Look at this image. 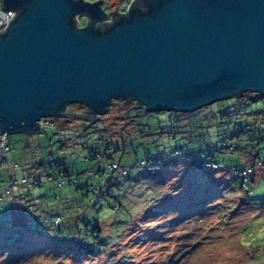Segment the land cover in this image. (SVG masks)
<instances>
[{"label":"rangeland","instance_id":"rangeland-1","mask_svg":"<svg viewBox=\"0 0 264 264\" xmlns=\"http://www.w3.org/2000/svg\"><path fill=\"white\" fill-rule=\"evenodd\" d=\"M119 1L104 0V8L112 11ZM80 20L83 25L88 23L87 18ZM118 102L99 116L102 122L97 126L88 120L60 117L45 125L43 131L9 134L10 149L5 152L7 165L0 166V182L6 184L10 177L19 181L26 178L27 182L16 185L15 189L32 190L35 200L27 203L28 212L24 214L14 211L17 210L14 207L10 211L7 200L0 202V264H102L101 255L88 256L84 250L79 251L74 240H64L66 224L55 223L59 215L63 216V202L56 195L66 199L71 190L78 196L72 201L65 200V204H72V209L66 208L64 215H80L75 222L81 231L80 242L97 253L108 250V264H264V140L254 167L256 187L247 195L239 190L241 178L233 176V172L218 167L210 176V166H192L193 162L187 158L193 157L196 163L219 161L227 167H243V162L252 164L247 152L240 160L242 150L237 148L228 153V146L246 144L244 150H253L255 130L264 128L261 116L264 100L240 104L237 96H233L191 112L162 111L158 115L139 112L134 102L127 107H119ZM84 109L78 103L69 106L75 113ZM140 122L151 127L157 141L133 139L134 147H128L126 156L120 159L129 168L128 174L116 175L120 186L116 184L110 195L105 194V202L101 204L100 195L89 189L105 188L106 179L113 175L109 164L114 159L103 157L99 144L108 135L113 141L123 136L129 142ZM161 126L172 131L174 137L159 136ZM237 126L247 127L249 133L235 136L234 132L239 131ZM158 149L171 151L161 155L165 163L159 167L156 160L141 164ZM120 151L114 153L118 158ZM168 155L176 159L164 158ZM179 156L188 159V169H183ZM41 160H46V168L36 166ZM58 160L79 176L82 186L67 183L61 188L57 180H49V164ZM99 169H104V174H97ZM38 177L42 183L35 185ZM187 178L192 183L200 181L204 191L210 190L204 192L203 208L191 209L181 218L177 215L182 210H177L167 216L159 215L151 222L132 221L144 205L151 204L153 207L149 209L159 212L163 211L161 208H169L162 206L163 203H182L192 190L188 188L191 184ZM153 193L158 197L156 201ZM173 216L171 220L169 217ZM166 218L171 220L168 225L159 224ZM98 222L103 225L104 233L98 238L86 234L92 223ZM126 225H129L127 230ZM160 231L161 234L150 236ZM61 241H65L63 249L58 246Z\"/></svg>","mask_w":264,"mask_h":264},{"label":"water","instance_id":"water-1","mask_svg":"<svg viewBox=\"0 0 264 264\" xmlns=\"http://www.w3.org/2000/svg\"><path fill=\"white\" fill-rule=\"evenodd\" d=\"M103 3L1 0L16 14L0 31V134H33L48 117L96 121L121 98L191 112L264 96V0H133L127 12ZM70 103L88 110L65 111Z\"/></svg>","mask_w":264,"mask_h":264},{"label":"trees","instance_id":"trees-1","mask_svg":"<svg viewBox=\"0 0 264 264\" xmlns=\"http://www.w3.org/2000/svg\"><path fill=\"white\" fill-rule=\"evenodd\" d=\"M82 18H85V17H82ZM80 22H81V20L80 21L77 20L76 21V25L77 26H83V22H81V23ZM237 98H238V102L240 104H245L248 101L264 100V96L259 95V94L249 93V92H246V93H244L241 96H237ZM124 100L126 102H128V103H131V102L132 103L133 102L136 103L138 105V107H135V108L139 109V112L150 113L149 111L146 110L145 106L141 102H139L138 100H136V99H133V100L124 99ZM114 102H115V100H112V103L110 105L111 107L113 106ZM70 104H72V103H70ZM70 104L67 105V108H66L65 111H70L69 110ZM78 104L82 105V106H85L84 104H80V103H78ZM87 110H88V107L85 106V109L82 112L85 113V112H87ZM160 112H162V111L155 112V114L158 115ZM261 116H262V119L264 120V111H261ZM68 117H70V116H68ZM58 118H60V117H58ZM58 118H55V120H57ZM75 118H78L80 122H84L85 120L86 121L88 120L89 123H92V126L98 124V122L99 123L102 122L99 119V116L97 117L96 121H92L90 119H85V118H82V117H75ZM53 123H54V121H53ZM102 124L104 126V123H102ZM139 124L141 125V128H138ZM135 128H136L137 133L135 135H131L129 137L130 138L129 142H127L126 137H123V136L119 140L113 141V138L110 137L107 134L108 135V139H105L103 141L102 145L99 144L100 148L103 150V151H101L102 152V156L114 159V161L111 164H109V169L113 172V175H112L111 179H106L105 188L101 189V188H99L97 186H91L90 189H89L94 194L100 195V199H98V200H99V202H101V204H104V202H105V194H109L110 195V193H111L112 189L114 188V186L116 184H119L118 179H115L117 177L116 175H118V174H128L129 168L126 167L125 164H122V161L120 159L122 157L126 156L125 153H126L128 147H131V145H132V147H134V140L133 139L137 138V137H140L142 139L141 142L143 140H144V142H148L150 140L149 142H153V143H154V141L155 142L157 141V138L154 135L155 133H153L151 131V127L149 125H147V124H145L143 122H140V123H138L136 125ZM238 128H239V131L236 130L234 132L235 136L243 137L244 135L249 133L248 132L249 130H248L247 127H238ZM43 129H44V127H43ZM43 129H41L39 131H43ZM140 129H142V130H140ZM255 131H256V134L254 136V143L252 144L253 145V150H251V151L244 150L243 148L246 146V144H241V145H239V147L238 146L235 147L234 145L228 146V153H232V152L236 151L237 148L242 150L241 156L239 157L240 160H242V157L244 156V153L247 152L248 155L252 157V162H251L252 164H250V165L249 164H245L243 162V167H241V166L227 167V166H225V164L223 162H219V161H207V160H204L202 163H200V162L196 163L195 159H193V157L189 156L187 158L191 160V161H189L190 163L193 162L192 166H196V165H203V166L208 165V166H210L211 170H212L210 176L212 175V173L214 171L218 170V167H216L215 165H222V168H224V170H226L228 172H233L234 173L233 176L235 175V176H239L241 178V183H240V186H239V190H241L243 192V194H246V195L250 194L249 192H251L252 189L256 187L254 167H255V163H257V158L259 156V153L262 151L259 146L262 143V141L264 140V128L263 129L262 128L261 129H256ZM158 134H159V136L167 137V138H173L174 137V133L172 131H169L166 128H163L162 126L160 127V130H159ZM51 143L52 142H50V144ZM9 149H10V145H9ZM118 151H120L119 153L121 154L119 158L117 157L116 154H114L115 152H118ZM157 151H158L157 153H150L149 154V159L147 161L143 160L141 164L142 165H147L150 161H155L156 160L158 162L157 166L159 167L160 165L165 163V160L163 159V157L161 155L165 154L167 152L170 153L171 151L165 150L163 152L161 149H158ZM93 152L94 153H98L96 151H93ZM50 154H52V153H50ZM90 156L93 157V153ZM96 156H97V154H96ZM113 156H116L117 158L115 159ZM167 157H168V159L169 158L170 159H176L175 157L169 156V155L165 156L164 158H167ZM179 158L181 159V162H182L181 165L183 166V169H185V168L188 169V167H190L188 165V159L185 156H183V157L179 156L177 159H179ZM46 160L37 161L35 164H37L36 166L41 167V169L42 168H46L47 167L46 166L47 165ZM5 165H7V163ZM5 165H2L1 167L5 166ZM49 169H50V171L48 173L49 180H57L59 187L62 188L67 183L71 184L72 186H79V185L82 186L79 176L74 174L73 172H71L66 167L65 163L62 162L61 160L55 161L54 163H50L49 164ZM244 171L247 172V178H248L247 186H244V180H243L244 176L242 175V172H244ZM97 172H98L97 174H100V175L104 174V169H99ZM24 179H25V181H23ZM187 180H188V184H191L190 186H188V188L192 187V190L190 191L188 196L187 195L184 196V198L182 199V203H175V205H172L171 203H165V204L163 203L162 206H169V208L168 209H162L161 208L160 210H163V211H159V212L150 210L149 208L153 207L151 204L144 205L142 208H139V210L136 213V215L132 217V219H133L132 221L134 222V221H136V219H138L139 221L137 220V223H139L140 221L144 222V223L145 222H151L155 217H157L159 215L167 216L170 212L173 213L174 211H177V210H180V211L182 210L179 213V215H177L178 218H181V217L185 216V214H187L189 212V210H191V209H194V208H197V207L203 208V206L205 204L204 192H210V190L208 189V190L204 191V186H202L200 184V181H199V183H192V182L189 181L190 179L187 178ZM25 182H27L26 178H23L21 181H19L17 179L15 180L13 177H10V179H8V182L6 184H1V182H0V202L6 201V200L9 201L10 202L9 203L10 204V207H9L10 211H12L13 210L12 208L14 207V208L17 209V210H14V211L21 212L22 214H24L26 211L28 212L27 203L30 200H32V201L35 200L32 190H25L23 188V192L22 193L18 194V193L15 192L16 185L17 186L18 185L19 186H23L22 184L25 183ZM41 183H42V179L40 177H38V178H36L34 180V184L35 185L36 184L40 185ZM181 185H184V184H181ZM119 186H120V184H119ZM184 187H186V185ZM76 188H78V187H76ZM154 194L155 193H153V195ZM77 196H78V193L75 192V194H74V191L71 190V191H69L68 196H66V199H67V201L68 200L72 201ZM154 196L156 198L155 199V201H156L158 199V197L156 195H154ZM56 197H57V199H60L63 202V207L61 209L63 216L59 215L56 218V222H55L57 224H60L63 221L66 224L65 225L66 231L64 233L62 232L63 230L60 229V231L63 234L66 235V236H62V238L64 240H74L75 241V246L79 249V251L84 250V252L87 253L88 256H90V255H92V256L101 255L100 260H101L102 264H108V253H109V251L108 250H104V251H101V252L97 253L89 245H85L82 242H80V239H81L80 238V233H81V231L77 230L76 223H75L77 220L80 219V215L79 214H75V215L71 214L70 216L64 215L67 212L66 208H71L72 209V204L71 203L70 204L69 203L65 204V202H66L65 200L66 199H64L62 195H56ZM116 206H117V204L115 205V207ZM70 211L72 213V210H70ZM169 218L172 220V219H174V216L173 217H169ZM169 218L164 219L163 221L159 222V224H161V225L167 224L168 225L169 222L171 221ZM156 224H158V223H156ZM128 226L129 225H126V229L125 230H127ZM76 233H77V236L74 237V234H76ZM103 233H104V227H103L102 224H100V222H98V224L92 223L91 229L86 230V234H91V235L94 236V238H98ZM161 233H162V231H160L159 233H155L154 232L150 236L151 237L154 236V235L157 236V234H161ZM58 234H60V233H58ZM64 242L65 241H61L59 244L58 243L57 244H58V246H61L62 249H63L65 247ZM58 246H56V247H58ZM124 254H125V256H127L126 252Z\"/></svg>","mask_w":264,"mask_h":264},{"label":"built area","instance_id":"built-area-1","mask_svg":"<svg viewBox=\"0 0 264 264\" xmlns=\"http://www.w3.org/2000/svg\"><path fill=\"white\" fill-rule=\"evenodd\" d=\"M133 0H120L117 4L116 8L118 7L120 12H127L129 5ZM115 8V9H116ZM16 14V10L14 9H7L4 8L1 4L0 0V31H3L8 26L11 18ZM82 16H77V20L80 21ZM107 21L112 20V17H109L106 19ZM53 119L43 118L40 120V129H43V127L47 124H52ZM8 134H0V166L5 165L7 162V159L5 158V152L9 150V144H8ZM11 166H14L10 163ZM15 166H18V164H15ZM216 167H222V165H215ZM242 175L244 176V186H247L248 178H247V172H242ZM25 181V179L23 180Z\"/></svg>","mask_w":264,"mask_h":264},{"label":"crops","instance_id":"crops-1","mask_svg":"<svg viewBox=\"0 0 264 264\" xmlns=\"http://www.w3.org/2000/svg\"><path fill=\"white\" fill-rule=\"evenodd\" d=\"M15 192L18 193V194H20V193L23 192V188H20V187L19 188H16L15 189Z\"/></svg>","mask_w":264,"mask_h":264},{"label":"flooded vegetation","instance_id":"flooded-vegetation-1","mask_svg":"<svg viewBox=\"0 0 264 264\" xmlns=\"http://www.w3.org/2000/svg\"><path fill=\"white\" fill-rule=\"evenodd\" d=\"M61 117H67V119L75 118V117H68V116H65V115H63V116H61Z\"/></svg>","mask_w":264,"mask_h":264}]
</instances>
